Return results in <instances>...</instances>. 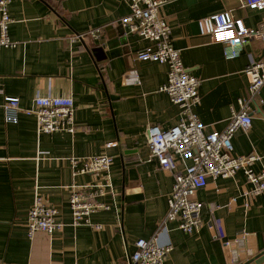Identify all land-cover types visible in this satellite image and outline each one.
I'll return each instance as SVG.
<instances>
[{
    "label": "crops",
    "instance_id": "obj_1",
    "mask_svg": "<svg viewBox=\"0 0 264 264\" xmlns=\"http://www.w3.org/2000/svg\"><path fill=\"white\" fill-rule=\"evenodd\" d=\"M224 10L249 28L264 21V9L242 7L240 0H165L159 8L172 46L200 80L193 112L206 132L224 130L230 107L248 95L244 69L264 51L252 38L237 57L225 58L223 44L200 26ZM8 11L12 44L0 46L2 264H123L137 238L157 231L161 242L171 244L165 264H264V193L245 195L252 185L242 171L208 178L196 191L203 218L197 231L187 233L174 220L162 223L173 174L151 157L146 127L166 129L182 115L159 90L167 66L136 58L150 42L122 23L129 12L125 0H9ZM95 28L98 36L89 32ZM80 33L82 38L71 41ZM36 95L71 96L74 132H38L35 115L26 112ZM7 96L19 98L15 123L4 119ZM260 97L262 103L250 104L251 124L232 137L233 155L260 157L255 171L264 166V87ZM99 154L113 158V189L102 197L109 207L89 215L99 227L73 225L70 188L89 184L93 176L74 175L69 158ZM36 188L63 226L29 235L26 221Z\"/></svg>",
    "mask_w": 264,
    "mask_h": 264
},
{
    "label": "built area",
    "instance_id": "obj_2",
    "mask_svg": "<svg viewBox=\"0 0 264 264\" xmlns=\"http://www.w3.org/2000/svg\"><path fill=\"white\" fill-rule=\"evenodd\" d=\"M129 12L122 17V23L129 33L136 34L150 42L139 49L136 58L153 61L167 66L166 81L159 90L165 92L176 104L182 117L170 127L163 129L150 124L146 127L147 145L151 157L161 168L170 170L173 183L162 223L174 220L177 227L187 233L197 231L203 222L202 206L195 199V193L207 183V179L231 177L242 171L252 188L245 195L264 193V166L258 171L253 163L260 157L255 153L233 155L232 137L238 129L246 130L251 124V102L262 103L260 91L264 87V51L258 60L251 61L244 73L248 78V95L237 98V107H230V115L224 130L220 133L206 132L203 124L193 112L200 101L198 87L200 80L184 66L180 51L170 42V26L160 15L159 8L165 0H125ZM242 7L264 9V0H240ZM9 0H0V46L11 45L8 35L12 19L8 11ZM202 31L209 32L214 42L223 44L227 59L237 57L243 45L252 38L259 39L264 46V21L256 28L246 27L241 19L234 18L231 11L224 10L200 21ZM98 36L100 28L89 30ZM84 33L71 37V41L82 38ZM4 119L15 123L20 110L18 97H4L2 103ZM26 112L36 117L38 132L75 130V105L71 96L36 95L33 107ZM176 160L181 168L176 167ZM113 158L108 154L70 157L73 174H90L93 181L81 187H71L69 207L72 224L92 223L89 215L109 205L103 202L105 191H112L110 167ZM189 161V162H188ZM234 200V198H233ZM161 223V225H162ZM27 233L36 230L52 232L60 229L63 222L56 216V208L48 204L38 191H34L33 202L28 210ZM159 231L149 238L139 237L134 249L123 264H165L171 248L170 242L159 240ZM0 264L2 262L0 261Z\"/></svg>",
    "mask_w": 264,
    "mask_h": 264
},
{
    "label": "water",
    "instance_id": "obj_3",
    "mask_svg": "<svg viewBox=\"0 0 264 264\" xmlns=\"http://www.w3.org/2000/svg\"><path fill=\"white\" fill-rule=\"evenodd\" d=\"M263 254H264V252H263ZM261 257H264V255L263 256H261ZM261 257H260V259H261ZM259 259V258H258Z\"/></svg>",
    "mask_w": 264,
    "mask_h": 264
}]
</instances>
